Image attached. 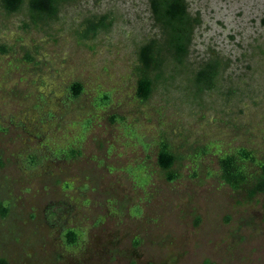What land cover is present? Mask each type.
Returning <instances> with one entry per match:
<instances>
[{
	"label": "rangeland",
	"instance_id": "obj_1",
	"mask_svg": "<svg viewBox=\"0 0 264 264\" xmlns=\"http://www.w3.org/2000/svg\"><path fill=\"white\" fill-rule=\"evenodd\" d=\"M27 1L0 0V258L264 264L263 196L218 164L240 148L264 160V0H184L188 54L161 52L145 99L138 50L161 44L148 0H56L48 16Z\"/></svg>",
	"mask_w": 264,
	"mask_h": 264
},
{
	"label": "trees",
	"instance_id": "obj_2",
	"mask_svg": "<svg viewBox=\"0 0 264 264\" xmlns=\"http://www.w3.org/2000/svg\"><path fill=\"white\" fill-rule=\"evenodd\" d=\"M21 0H1L2 7L7 12L17 10ZM151 19L159 29L161 35V44L157 45L151 40L141 46L138 50V61L145 70L140 73L136 82V96L139 99H145L152 88V82L146 75V70H156L160 63V54L163 51L169 55L170 59L180 63L188 54L191 42L192 32L198 25V16H191L187 12L184 0H148ZM56 0H28L27 7L30 13L45 16L55 11ZM205 70L199 71L197 78L203 76ZM80 91L78 83H72L69 87L71 96ZM79 155L78 149L69 148L64 157H75ZM172 161V156L161 145L156 155V162L165 177L169 180L174 178L168 170ZM248 165H252L256 170L250 173L247 170ZM219 178L231 190H237L247 187L248 195L261 194L263 196L264 211V160L256 159L250 151L237 149L234 154L224 155L219 161ZM249 186V187H248ZM264 214V213H263ZM67 243L74 244L76 233L68 230L65 232ZM0 264H7L0 258Z\"/></svg>",
	"mask_w": 264,
	"mask_h": 264
}]
</instances>
